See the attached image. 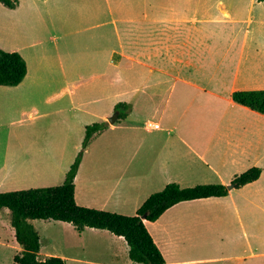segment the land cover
Here are the masks:
<instances>
[{
    "label": "crops",
    "instance_id": "crops-1",
    "mask_svg": "<svg viewBox=\"0 0 264 264\" xmlns=\"http://www.w3.org/2000/svg\"><path fill=\"white\" fill-rule=\"evenodd\" d=\"M18 2L15 9L0 2V49L20 54L28 69L18 86H0V193L61 186L86 127L107 123L83 155L77 205L135 216L169 184L230 186L258 167L256 182L223 198L179 203L145 224L156 228L149 233L163 253L200 249L215 232V257L166 264H263L264 115L235 103L233 94L264 90L251 40L264 1ZM121 103L130 114L110 124ZM44 222L71 230L90 252L111 254L112 242L114 252L119 245L129 255L124 238L107 230L79 233ZM193 226L201 242L187 239ZM88 237L110 243L96 246ZM56 256L84 263L48 257Z\"/></svg>",
    "mask_w": 264,
    "mask_h": 264
},
{
    "label": "trees",
    "instance_id": "trees-1",
    "mask_svg": "<svg viewBox=\"0 0 264 264\" xmlns=\"http://www.w3.org/2000/svg\"><path fill=\"white\" fill-rule=\"evenodd\" d=\"M0 2L10 9H15L19 4L18 0H0ZM27 72V63L20 54L0 49V86H18L25 79ZM233 100L264 115V90L236 92L233 94ZM131 109L130 105L121 103L115 107V113H119V120H123L128 117ZM107 128V123H95L86 127L82 149L61 186L0 193V210L10 211L11 226L20 247V251L13 258L14 264H67L60 257H48L45 260L39 258L41 242L38 231L31 223L34 220L68 223L79 233L86 228L107 230L117 237L124 238L129 246V258L134 263L166 264L145 221H158L167 210L182 202L228 196V187L221 184L198 185L183 189L172 183L161 192L152 194L135 216H124L77 205L75 177L83 155L93 137ZM261 174V168H251L236 176L231 185L235 189H241L259 180Z\"/></svg>",
    "mask_w": 264,
    "mask_h": 264
},
{
    "label": "rangeland",
    "instance_id": "rangeland-1",
    "mask_svg": "<svg viewBox=\"0 0 264 264\" xmlns=\"http://www.w3.org/2000/svg\"><path fill=\"white\" fill-rule=\"evenodd\" d=\"M227 1V0H225ZM259 14H256L255 16V23L253 24L252 28V35L251 40L252 44L255 43V46L259 48V53L256 54V61L254 66L255 73L264 76V9ZM215 13V12H214ZM242 33V31H241ZM242 38V35H241ZM256 52H251V54H255ZM116 114V113H115ZM114 115V114H113ZM124 120V119H123ZM95 124V123H94ZM24 151V150H23ZM23 151H19L22 152ZM23 157V156H22ZM95 160V156L91 155V157L87 158V161H93ZM101 164L103 159L100 158ZM228 187V186H227ZM34 227L37 229L40 235V242H41V249H40V256L41 260H45L49 255L50 252L58 253L60 255H66L69 257V259H79L80 262H84L82 264H88L85 263V261H95V262H103V264H132L128 252H125L123 247L117 245L120 247L117 252H114V243L111 245L113 247L112 253L108 251V249H102L101 252H90V249H84L82 248V245H86L87 243L81 242L76 235L73 234V232L69 229H66L64 227H61L60 225H56L57 223H51V225L44 221L36 220L31 222ZM149 226V231H152V233L156 230L155 227ZM196 227V226H193ZM200 226H197L196 228H191L189 231H186L188 234V240H190V237H194L193 241L197 239V242H201V240L198 238V233L195 231L196 229H199ZM11 226V215L10 211L8 209H2L0 210V264H14L13 257L16 254L15 247H17V244L13 242L14 235L11 233L12 230ZM13 231V230H12ZM151 234V233H150ZM154 235L156 234L153 233ZM184 235V232H183ZM215 235V232H209L207 234L206 242L201 245L200 249L197 250H191L190 248L180 249L173 253H168V250H165L163 253L165 260L167 261H178V262H184L186 260H192V259H210L212 257H215L216 254V248L214 245V240L212 237ZM88 243H91L93 245L99 246V245H109L110 242H108L105 239H98V238H86ZM105 240V242H104ZM192 241V242H193ZM19 252V251H18ZM95 253V254H94ZM57 255V254H56ZM117 255L120 257L118 260L114 258V256ZM57 257V256H56ZM118 262V263H117ZM68 264H76L72 261ZM94 264V263H93ZM233 264V263H230ZM254 264H261V261L256 260ZM264 264V261H263Z\"/></svg>",
    "mask_w": 264,
    "mask_h": 264
},
{
    "label": "water",
    "instance_id": "water-1",
    "mask_svg": "<svg viewBox=\"0 0 264 264\" xmlns=\"http://www.w3.org/2000/svg\"><path fill=\"white\" fill-rule=\"evenodd\" d=\"M118 120H119V113H116V114H114L111 118H109L108 121H109L110 124H115ZM233 188H234L233 185L228 186V189H229V190H231V189H233ZM143 220H144V221L146 220V217H145V216L143 217Z\"/></svg>",
    "mask_w": 264,
    "mask_h": 264
},
{
    "label": "built area",
    "instance_id": "built-area-1",
    "mask_svg": "<svg viewBox=\"0 0 264 264\" xmlns=\"http://www.w3.org/2000/svg\"><path fill=\"white\" fill-rule=\"evenodd\" d=\"M156 128L158 127V126H155Z\"/></svg>",
    "mask_w": 264,
    "mask_h": 264
}]
</instances>
